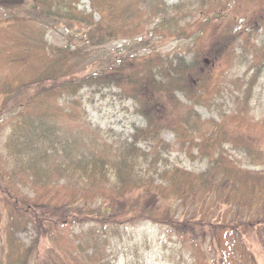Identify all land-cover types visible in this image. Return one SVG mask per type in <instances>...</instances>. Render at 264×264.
Here are the masks:
<instances>
[{
	"label": "trees",
	"instance_id": "1",
	"mask_svg": "<svg viewBox=\"0 0 264 264\" xmlns=\"http://www.w3.org/2000/svg\"><path fill=\"white\" fill-rule=\"evenodd\" d=\"M88 1L89 9L84 0H35L39 20L20 18L14 4H2L3 16L10 15L0 26V138L6 137L0 145V264H114L105 250L114 251L122 230L143 220L209 233L213 256L204 257L195 239L194 252L203 254L197 264H259L257 234L243 228L264 225V152L177 96L194 103L218 90V83L211 90L204 73L194 71L202 63L198 52L188 64L184 56L169 59L155 50L157 37L183 35L184 20L225 10L232 0ZM62 25L69 42L52 43L49 30ZM120 39L125 46L89 58ZM145 43V55L131 56ZM249 45L264 53V46L248 39ZM32 85L38 87L25 103L5 105ZM113 87L147 120L131 141L99 138L87 120L83 91ZM207 127L211 132L202 136ZM165 130L177 134L180 149L204 154L207 168L197 172L172 162ZM141 140L152 144L145 150ZM226 144L256 167L234 160ZM174 204L183 210L170 218ZM29 231L34 237L26 243L20 235Z\"/></svg>",
	"mask_w": 264,
	"mask_h": 264
},
{
	"label": "rangeland",
	"instance_id": "2",
	"mask_svg": "<svg viewBox=\"0 0 264 264\" xmlns=\"http://www.w3.org/2000/svg\"><path fill=\"white\" fill-rule=\"evenodd\" d=\"M0 1L18 2L14 5V13L20 18L38 20L40 18L35 0ZM178 1L165 0L168 5H175ZM84 3L89 9V1L84 0ZM196 7H198L197 4ZM2 15L0 8V16ZM9 15V12H5L4 17ZM49 20L54 22L58 19L50 18ZM183 23L181 28L185 34L169 35L163 40L157 37L159 39L156 38L155 50L161 54L166 53L169 59H175L177 55L184 56L188 64L194 63L198 52L202 63L199 62L194 71L200 70L204 73L205 83L209 89H214V84L218 83V90L215 95V92L212 94L214 97L207 95L205 99L194 100V103L189 102L179 91L177 96L184 103L192 105L204 119L209 122L214 119L216 123H225L226 131L236 137L242 135L264 152V53H257L250 45L248 48L244 46L248 39L252 45L264 46V0H232L225 10L219 12L212 10L202 19L188 18ZM250 30L253 32L249 33ZM228 36L235 38L236 42L232 44ZM48 38L52 43L59 45L66 44L70 40L64 25L51 28ZM125 45L126 41L122 39L111 41L105 45L106 48H99L89 58L102 55L107 49H117ZM145 45L142 48L138 47L131 56H134V53L138 56L145 55L149 51L147 50L149 47L144 48ZM147 45L150 46V44ZM233 49H235L234 53ZM238 75L243 76L244 80L236 81ZM249 85L252 86V90L247 96ZM37 87L32 85L20 88L13 94V98L6 101L5 105L25 103ZM82 95L87 109V120L98 129L92 132L99 138L131 141L134 129L145 127L147 124L146 118L135 112L134 100L126 96L123 90L113 87L96 92L94 89L86 88ZM2 99L0 96V104ZM170 116L174 118L173 115ZM206 130L201 131L200 134L203 136L211 132L209 127ZM5 138V136L0 138V145ZM162 139L173 145V149L167 156L176 165L197 172L207 168L209 161L197 148L191 151L180 149L177 134L174 131H163ZM151 144L148 140L140 142L145 150ZM226 148L232 153L233 159L239 161L242 166L256 167L248 166V159L239 154L236 149H232L230 144H226ZM153 203V198H149L146 202L148 206ZM181 207L180 204L171 205L170 218L179 217L183 210ZM243 231H247L248 234L252 231L256 232L257 238L253 236V252L258 263L264 264V225L253 229L243 228ZM209 235L208 233L202 236L198 228L193 230L187 228L183 232H176L168 225H158L143 220L136 225H127L122 230V238L118 237L113 243L115 250H105L104 255L106 261L111 260L114 264H197L196 256L201 257L203 254L194 252L193 241L197 239L196 247L201 248L204 251V257L210 259L213 256L214 244ZM20 237L26 243H30L34 234L31 231L24 232Z\"/></svg>",
	"mask_w": 264,
	"mask_h": 264
}]
</instances>
